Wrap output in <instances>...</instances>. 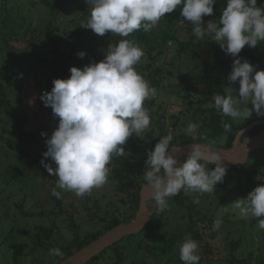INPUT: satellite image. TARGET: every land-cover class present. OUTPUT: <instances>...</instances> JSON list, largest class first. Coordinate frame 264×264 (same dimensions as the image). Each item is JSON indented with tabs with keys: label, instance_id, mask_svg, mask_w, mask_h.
Returning <instances> with one entry per match:
<instances>
[{
	"label": "trees",
	"instance_id": "1",
	"mask_svg": "<svg viewBox=\"0 0 264 264\" xmlns=\"http://www.w3.org/2000/svg\"><path fill=\"white\" fill-rule=\"evenodd\" d=\"M73 4L80 5L81 10L87 9L89 6L87 0H0V58L9 57L6 63L9 72L8 76L11 80L10 84L0 82V145L2 146L1 142H3L5 144L4 148L8 146V149L12 151L9 154L2 155L5 161L0 163H8L4 168L3 177L18 180L22 176L23 171L36 163L38 156H32L28 148H34L38 152L43 147V152L47 151L46 140L48 138L42 136L41 133L47 134L48 129L41 128L36 133H29L25 130L27 118L24 108H21L23 106L20 90L24 86V78L27 73H30L33 81L38 84L42 82L40 78L50 75L52 82L48 86L52 90L54 79H68L71 75L70 68L73 66L82 69L85 65L104 60L109 45H117L121 39L133 40L144 50L145 56L142 62L136 65V69L156 91L177 89L183 79V77L178 79L176 76V72L180 69V62L182 64L186 57L191 59L192 55L197 51L209 49L216 64L222 68H232L235 58L226 54L219 44L207 36L204 40H197L192 32L193 25L180 15L182 5L178 6L174 12L165 14V17L161 18L157 26L150 32L140 30L129 37H121L111 32L100 36L89 28L81 27V23L86 22L88 17H81L78 20L70 18L69 10ZM226 6L227 0H216L213 5L214 14L203 17L204 27L207 26V22L210 20L218 23L222 15L221 8ZM23 10L24 14L21 13ZM89 14L90 10H87L86 16ZM42 17H47L48 19L39 28V26L34 25V22L37 20L38 24H40ZM68 18L72 21H69ZM182 20L184 23H182ZM75 24L78 26L73 28L72 25ZM218 26L222 27L219 23ZM19 41L23 42L26 47L21 55L18 53V49L11 46ZM27 47H29V50ZM31 49L34 52H31ZM256 49L258 47L252 48L246 45L238 56L242 58V61L248 60L254 66H261L264 70V59L257 54ZM81 51L86 53L83 59L77 55ZM168 51L171 53L167 54L169 57L168 62L159 64V59ZM25 55L27 63L29 59L30 63L33 62L35 64V66L31 67L38 68V71L30 69L29 64L22 62ZM196 83V85L203 86L204 94L200 96L195 91H186V94L190 98L188 101L196 106L193 111L194 120L200 125V129L196 132V137L190 135L185 140L176 143L173 141L172 144L176 146L193 143L210 144L228 149L240 130L252 122L264 121V117H258L255 113L250 119L245 121H233L231 117L222 116L221 112L215 108L213 97L210 95L225 94L224 90L221 89L219 79L211 75L201 74L196 77ZM46 110L51 112L53 118L52 130L55 131L58 127L59 118L54 117L50 106H47ZM222 120L232 125L231 132L224 133ZM163 127L161 125L160 129H163ZM262 130H264L263 122L244 133L241 136V140L245 137L255 136ZM225 135H227V139L221 142ZM147 137L149 140L153 139L151 136ZM126 142L131 149L137 151L149 150V148L142 147V145L138 147L131 145L130 138ZM0 149L2 150L1 147ZM152 150L151 148L150 151ZM257 154L264 155V149H259ZM260 157L257 155L243 165H224L226 174L223 181L217 183L214 189L216 191L215 194L222 195V202H212L215 210L210 214L196 211L202 203L200 198H197L200 192L185 193L181 190L180 193L168 200V208L166 210L171 209L172 205L176 206L177 210L186 207L188 210L187 215L188 213L195 215L193 219L195 223L187 222L184 227H171L168 224L171 219L165 217V211L163 213L154 211L150 214L148 223L139 233L122 237L85 264H183L179 258V248L189 234L192 239L198 242L199 264H264V244L255 247L254 251L246 253L245 257H239L237 251L240 245L243 244L242 241L244 240L242 239L230 242L229 251L224 256L217 253V250H214L209 243V239H216L217 237L213 226L216 217L220 214L216 210L217 205L219 204L226 208L228 200L231 198V203L233 195L245 198L255 187L264 185V179H262L263 184H260V180L256 179L258 176L264 177L263 165L257 160ZM187 158L183 159V163ZM207 167H209V170H214L216 165L210 164ZM140 176L144 177V175ZM49 177L51 176L49 175ZM1 178L2 176H0V181ZM52 178L58 181V177L52 176ZM118 181L130 183L133 188L127 195L128 201L123 202L130 205V212L127 215L105 214L100 217L86 209L91 220L98 221L100 225L102 224L101 229H97L95 230L96 232L81 238L78 234V228L71 224L73 229L72 240L55 247L61 249L64 253L63 257L49 255L50 247L47 242L52 241V238H54V230L52 228H46L44 225L34 229L31 228V225L26 220L34 218L35 215L31 212H26L21 205L17 207L19 214L12 215L6 212L5 217L0 219V227L3 226L2 229L0 228V246L4 245L6 248V251L0 253V258L5 259L4 264H9V261L13 264H20L19 260L22 258L20 250L26 249L27 246L26 242H23L25 235L30 240L31 238L39 239L38 246L41 249L42 256L39 257V252L36 251L33 255L36 256L35 261L32 262L33 264H60L114 227L131 222L136 217L139 192L141 187L145 185V180L144 178L140 180L137 177L129 178L124 176L118 178ZM82 198L84 199V204L90 201V198L86 195ZM57 207L59 210L61 209L60 213H69V211H64L62 207L60 208V201L57 203ZM169 214L171 215V210ZM42 215H44L43 212ZM189 218L191 220V217ZM242 222H247V220L244 219ZM248 224L252 227L257 226V218H250ZM199 226L201 227V232L204 231L205 235L209 236L208 239L203 238L197 232ZM3 230L7 231L8 234L3 233ZM11 236H15L14 242L16 238L21 241V244L17 247L11 244L13 242V240L9 239ZM139 237L151 241V243L145 242L148 244L147 247L149 246L150 248L145 247L139 241L137 248L130 251V248L133 247V241ZM139 249H141L140 252L145 257H135Z\"/></svg>",
	"mask_w": 264,
	"mask_h": 264
},
{
	"label": "clouds",
	"instance_id": "2",
	"mask_svg": "<svg viewBox=\"0 0 264 264\" xmlns=\"http://www.w3.org/2000/svg\"><path fill=\"white\" fill-rule=\"evenodd\" d=\"M87 3L90 14L81 27L100 36L111 32L121 37L140 30L150 32L165 14L182 5L180 15L193 25L197 40L210 37L235 58L227 79L239 82V96L232 94L231 87H225L224 95L214 96L215 108L233 121H245L253 113L264 117V70H257L238 56L246 45L254 48L264 41V7H258L257 0H227L218 22L222 27L212 20L204 27L203 17L214 14L216 0H87ZM77 55L83 59L86 53L81 51ZM144 56L138 43L121 39L117 45H109L104 60L82 69L71 67L68 79H54L51 92L41 95L44 105L50 106L54 117L59 118L43 153L44 158L54 161L55 168L41 160L47 172L58 177L51 193L57 199L61 198L57 188L84 197L94 188L103 187L108 182L114 157L125 156L123 145L128 138L134 133L140 136L149 128L150 114L144 102L156 95V89L136 69ZM221 123L225 134L232 131L230 123L223 120ZM197 128L196 124L189 125L188 132L196 133ZM225 139L227 135L221 142ZM172 141L173 136L168 133L155 144L154 150L148 152L143 174L145 187L152 189L150 198L161 213L168 208V200L181 190L213 193L226 174L221 152L193 143L183 163L185 157L178 159L173 155V149L180 148ZM213 163L216 167L209 170L207 165ZM231 205L240 218H257L258 229L264 230V185L255 187ZM221 222L215 220L214 228ZM198 247L189 234L179 248L183 264H199ZM49 255L63 257L64 253L60 248H52Z\"/></svg>",
	"mask_w": 264,
	"mask_h": 264
},
{
	"label": "rangeland",
	"instance_id": "3",
	"mask_svg": "<svg viewBox=\"0 0 264 264\" xmlns=\"http://www.w3.org/2000/svg\"><path fill=\"white\" fill-rule=\"evenodd\" d=\"M258 7H264L263 0H257ZM89 8V6H88ZM81 10L80 5L73 4L69 10L70 18H76L75 20L80 19L81 17L87 18L86 11L89 9ZM221 8V11L225 9ZM24 14V10L21 12ZM37 16V15H36ZM35 17V16H34ZM36 18V17H35ZM83 18V19H84ZM42 20L39 22L36 20L34 25L41 27L47 21V17H42ZM69 21H72L68 18ZM68 22V21H67ZM73 28H76L78 25H72ZM71 27V26H70ZM257 44L256 49L257 54L264 59V41L259 42ZM12 47L18 49V53L21 55L26 48L23 42L19 41L11 45ZM29 50V47H27ZM34 52L33 49L30 50ZM171 54L169 51L159 59V64L168 62L167 54ZM9 57H1L0 58V82L7 84L11 83L10 77L8 76V67L6 60ZM24 64L27 63L26 55L23 57ZM30 69L38 71V68L31 67L35 66V64L30 63L28 59V63ZM28 67V68H29ZM257 70H263L261 66H256ZM232 71V68H222L218 64L214 62V58L212 52L209 49L197 51L194 53L190 59L186 57L184 61L180 62V69L176 72V76L179 79L183 77L180 81V86L177 89H164L156 91V95L151 99H148L144 102V107L148 110L150 114V126L149 128L140 133V136L132 135L129 138L131 139V145L138 147L142 145V147H147L149 150H135L131 149L127 146V142L123 147L125 148V156L120 157L116 156L113 159L112 165H110L109 179L108 182L100 188H94L90 195H86L90 198V201L87 204H84V199L82 197H77L72 192L63 191L57 188V191L61 192V198L57 199L53 196L52 189L56 188L57 181H55L52 176L47 172V170L41 164V160L44 159L45 163H49L55 168L54 161L51 160L50 157H43V147L41 150L37 152L34 148H28V151L32 156L38 158L36 159V163L28 167L27 170L23 171L22 176L18 178V180H11L8 177H3L4 168L8 165V163H0V176H2L0 181V219L5 217L6 212L10 214H19L17 210L18 206H23L26 212H31L35 215L34 218L26 220L31 228L43 226L46 228H52L54 230V238L52 241H48L50 249L57 247V245L65 244L72 240V225L78 228V234L81 238H84L85 235L96 232L95 230L101 229L102 224L98 221L91 220L88 217L87 210L89 209L91 213H96L98 216L102 217L105 214H123L127 215L130 212L129 204L123 203L128 201L127 195L133 189L131 184H127L126 182H119L118 178L127 176L129 178L137 177L142 180L144 178L143 175L146 170L145 161L147 159L148 152L152 148L154 150L155 144L168 133H171L173 136V141L180 142L185 140L190 135L196 137V133H189L188 128L189 125L196 124L198 126L197 131L200 129V125L195 122L194 116V108L196 106L192 105L188 100L186 91L189 92H197L198 95L202 96L203 86L196 85V77L205 74L211 75L215 78L219 79L221 89L224 90L225 87H231L233 89L232 94L238 98L239 96V82H230L227 77ZM183 72V73H182ZM41 79V84L33 81V78L30 73L24 78V86L22 90H20V96L22 100L21 108H24L26 113L27 121L25 123V130L29 133H36L41 128L48 129V132L45 137L48 139L51 138L53 134V118L51 112L46 110V106L41 100V95L44 92H51L50 87L48 86L52 82V77L50 75L43 76ZM38 79V80H40ZM175 82V79H174ZM40 85V86H39ZM213 97L215 94H210ZM249 107H252L249 104ZM197 115V114H195ZM163 125V129L161 128ZM160 129V130H159ZM196 131V132H197ZM49 134V136H47ZM147 136H151L153 139L149 140ZM246 139H240V143H244ZM155 141V143H153ZM172 141V143H173ZM0 147V155L1 160L5 161L2 155L9 154L12 152L8 149V146L4 148V143ZM174 145V144H173ZM209 147H215L214 150H218L219 146L205 144ZM225 149V148H222ZM40 152V153H39ZM258 150H255L251 154H249L247 161L249 159H253L255 156H261L257 160L260 162L262 167L264 168V155L257 154ZM39 154V155H38ZM131 170V172H129ZM129 172V173H128ZM49 175L51 177H49ZM121 184H119V183ZM260 184H263V180L260 179ZM145 186V185H143ZM2 187V188H1ZM215 190L213 193H200L199 197L202 201L200 207L196 209V211H201L205 214H210L215 207L212 202L220 203L222 202V195L215 194ZM55 198V199H54ZM241 197L232 196V201L230 203V199L227 202V207L217 205V209L220 214L216 217L215 220L220 219L222 222L218 228H214L217 237L216 239H209V243L214 250H217V253L226 255V252L229 251V244L235 240H244L242 241L237 254L239 257H245L246 253L249 251H254V248L264 244V230L258 229L257 226H249L248 220L247 222H242V218L238 215V211L232 208V203ZM194 200V199H193ZM60 201V208L62 207L64 211H69V213H60L59 208L57 207V203ZM129 203V202H128ZM148 208L150 209V213L157 211V205L154 200H151L147 203ZM87 209V210H86ZM174 209V210H172ZM171 210V215L169 211ZM42 212L44 215H42ZM173 212V213H172ZM188 210L185 208L176 209V206L169 208L168 211L165 210V217L170 218L171 221H168V224L171 227L179 228L184 227V225L189 222L193 223L195 215H190ZM137 214V213H136ZM168 215V217H167ZM188 216V217H187ZM191 217V220H189ZM189 218V219H188ZM135 219V218H134ZM133 219V220H134ZM132 220V221H133ZM131 221V222H132ZM130 223V222H129ZM195 223V222H194ZM72 224V225H71ZM128 224V223H127ZM1 229L3 226L0 227ZM9 230V228H8ZM201 227L197 228V232L200 233L203 238L208 239L209 236L205 235L206 233L201 232ZM5 234H8L7 231H2ZM35 234V233H34ZM182 234V233H180ZM7 236V235H6ZM33 236V235H32ZM15 237V236H14ZM14 237H9L10 240H13L11 244H14L16 247L19 246L21 241L17 240ZM242 237V238H241ZM244 237V239H243ZM27 235L24 236L23 242L27 244L26 249L20 250V264H33L35 261L34 253L39 252V257L42 256L41 249L39 248V239L28 238ZM144 244L147 247L148 244L145 242L151 243V241L143 238H137L133 241L132 249L137 248L138 242ZM144 241V242H143ZM4 243H6L4 241ZM250 243V244H249ZM46 244V243H45ZM46 244V245H47ZM242 246V247H241ZM147 248H150L149 246ZM40 249V250H39ZM129 249V248H128ZM6 251L4 245L0 246V253ZM139 249L135 257H145ZM0 264L5 263L3 258H0ZM9 264H13L9 261Z\"/></svg>",
	"mask_w": 264,
	"mask_h": 264
},
{
	"label": "water",
	"instance_id": "4",
	"mask_svg": "<svg viewBox=\"0 0 264 264\" xmlns=\"http://www.w3.org/2000/svg\"><path fill=\"white\" fill-rule=\"evenodd\" d=\"M263 121H255L248 124L245 128L240 130L231 147L228 149L219 148L214 150V148L209 147L205 144H198L205 148H211L213 151L221 152L224 156V165H243L247 162L249 154L258 149H264V130L258 132L255 136L246 139L242 144L240 143V137L252 129L255 125L262 123ZM264 123V122H263ZM193 144H186L182 146H177L179 150L173 149V155L178 159L188 157L191 152V146ZM176 147V146H175ZM215 164V163H213ZM179 167V164L175 165ZM152 189L150 187L142 186L139 192V204L135 219L124 225H118L114 227L109 232L100 236L98 239L91 242L89 245L85 246L66 260L62 261L60 264H85L97 254L101 253L103 250L112 246L115 242L119 241L124 236H131L139 233L149 221L150 210L147 206L152 199L150 198Z\"/></svg>",
	"mask_w": 264,
	"mask_h": 264
}]
</instances>
